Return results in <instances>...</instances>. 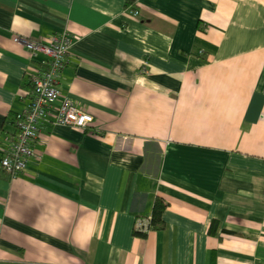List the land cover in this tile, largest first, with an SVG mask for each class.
I'll list each match as a JSON object with an SVG mask.
<instances>
[{
  "label": "crops",
  "instance_id": "crops-1",
  "mask_svg": "<svg viewBox=\"0 0 264 264\" xmlns=\"http://www.w3.org/2000/svg\"><path fill=\"white\" fill-rule=\"evenodd\" d=\"M63 32L58 87L94 124L50 117L11 176L45 68L15 37ZM0 264H264V0H0Z\"/></svg>",
  "mask_w": 264,
  "mask_h": 264
},
{
  "label": "built area",
  "instance_id": "built-area-1",
  "mask_svg": "<svg viewBox=\"0 0 264 264\" xmlns=\"http://www.w3.org/2000/svg\"><path fill=\"white\" fill-rule=\"evenodd\" d=\"M137 14V10H133ZM23 42L31 57L38 54L45 56L43 70L31 77L33 91L31 101L25 109L14 117L16 133L1 159L3 169L11 176L23 173L30 159L38 157L36 144L41 127L52 117L53 123L79 129H89L94 124V117L78 107L68 96H62L58 87L59 79L69 62V54L74 43L70 32L54 35L47 43L15 37ZM59 102V103H58ZM152 216L138 218L135 230L149 232Z\"/></svg>",
  "mask_w": 264,
  "mask_h": 264
},
{
  "label": "trees",
  "instance_id": "trees-1",
  "mask_svg": "<svg viewBox=\"0 0 264 264\" xmlns=\"http://www.w3.org/2000/svg\"><path fill=\"white\" fill-rule=\"evenodd\" d=\"M165 208H166V203L164 202V200L161 198H157L152 211V220L150 223L151 230L162 229L164 227L162 214ZM135 232L138 236H143V237L146 236L148 233V232H140V231H135Z\"/></svg>",
  "mask_w": 264,
  "mask_h": 264
}]
</instances>
